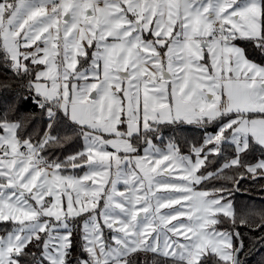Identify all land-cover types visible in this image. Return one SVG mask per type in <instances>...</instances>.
<instances>
[{
  "label": "snow or ice",
  "instance_id": "obj_1",
  "mask_svg": "<svg viewBox=\"0 0 264 264\" xmlns=\"http://www.w3.org/2000/svg\"><path fill=\"white\" fill-rule=\"evenodd\" d=\"M247 44L264 54V0H0V264H244L238 228L264 243V208L195 186L264 178V62ZM184 123L205 130L190 154L153 143ZM74 135L82 150L49 158Z\"/></svg>",
  "mask_w": 264,
  "mask_h": 264
},
{
  "label": "trees",
  "instance_id": "obj_2",
  "mask_svg": "<svg viewBox=\"0 0 264 264\" xmlns=\"http://www.w3.org/2000/svg\"><path fill=\"white\" fill-rule=\"evenodd\" d=\"M242 47L246 45V42L238 41ZM247 53L250 59L260 63L264 62V54L260 53L259 50L255 49L251 44H247ZM3 53H0V62H2ZM37 67V66H35ZM3 78V77H0ZM23 106V105H22ZM27 107L29 110H35L36 112V121L34 125H30V128L34 127L37 132H41L45 125V117L42 116L39 109L35 108L34 105L28 104ZM160 135L163 137V143L160 139H157L153 136V142L160 147H164L168 143L170 139H174L175 142L179 145L183 154H190V147L192 143L202 144L204 140V129L197 127L192 124H161L159 126ZM208 131L216 132L217 128L215 124H210L207 128ZM72 135V133H69ZM138 148L142 149L145 144L143 141L138 143ZM84 147V142L82 136L74 135V138L71 143L66 144L64 147H57L54 149H50L48 151V155L51 154V159H64L65 157L71 155L74 152L82 150ZM209 147H211L209 145ZM232 152L230 147L225 148L224 156L217 157L212 156L210 160L211 164L208 165V171H216L225 161ZM261 154L256 152L247 158V162L255 163L260 160ZM203 171V169H201ZM228 174V177L236 176L239 179V176L234 169L225 170ZM239 171H243L240 169ZM77 174L81 173V171H77ZM197 190H208L226 187L229 189H234L232 191L229 199L233 201L234 208L236 209L239 215H244L246 209L250 208H264V178H244L240 179L238 185H234L229 178L221 177L220 179H214L211 181H204L201 185L195 186ZM238 188L239 190H235ZM0 227L4 228V225L0 224ZM228 227V225H225ZM238 230L244 236L245 240V252L240 255V260L244 262V264H264V243H257L255 247L252 246V236L253 233L251 229L246 227H239ZM107 232V231H106ZM105 232V233H106ZM109 235V233H108ZM79 238V231L77 230V239ZM36 251V249H32ZM74 259L80 255L79 246H77L73 250ZM144 259L143 255L140 257Z\"/></svg>",
  "mask_w": 264,
  "mask_h": 264
},
{
  "label": "rangeland",
  "instance_id": "obj_3",
  "mask_svg": "<svg viewBox=\"0 0 264 264\" xmlns=\"http://www.w3.org/2000/svg\"><path fill=\"white\" fill-rule=\"evenodd\" d=\"M37 43H39V42H37ZM88 51L89 52H91L92 51V49H88ZM57 59H59V58H57ZM82 59V58H81ZM210 62V61H209ZM33 67H35V66H33ZM40 68H43L44 66L43 65H41V66H39ZM78 67H79V65H78ZM207 132L208 133H210V134H213V133H215V132H212V131H208L207 130ZM139 143V142H138ZM138 143H137V145H138ZM154 143V142H153ZM155 144V143H154ZM155 145H157V144H155ZM157 146H159V145H157ZM144 147H146V145L145 146H143L142 147V149H140V152H139V154L140 155H143V149H144ZM160 147V146H159ZM109 151H113L111 148H109L108 149ZM187 155V154H186ZM49 156V158H51L50 156H51V154L50 155H48ZM121 168L122 169H126V170H128V171H131V170H133L134 168H135V166H134V163L132 164V165H126V164H122L121 165ZM86 169H81V168H78V169H71V168H69L68 169V172L69 173H74V174H77L76 172L77 171H81V173H79V174H77V175H80V176H82L83 174H84V171H85ZM136 171H138V169H135ZM115 172H116V168H115V166H113V168L110 170V172H109V175H108V177L107 178H104V179H106V188H109L110 189V182H111V180H113V179H115ZM102 178H97V182H96V184L95 185H93V187H96V186H98L99 185V183H100V180H101ZM89 184H91L92 182L91 181H89L88 182ZM116 187H117V189L119 190V191H126V189H127V187L128 186H126L124 183H123V181L121 180L120 182H118L117 183V185H116ZM195 190H197L196 189V187H195ZM198 191V190H197ZM159 194V193H158ZM103 203H104V201L103 200H101L100 201V206L102 207V205H103ZM182 203H184V202H182ZM175 207H179V205H176ZM98 210H99V208H98ZM162 211H168V209H162ZM79 219V218H78ZM180 219H184V220H186V217H181ZM172 223L173 224H175V223H178V221H172ZM2 225V224H1ZM2 230H3V228L2 227H0V234H2ZM107 231V232H106ZM105 235L106 236H110V233H109V231L107 230V229H105ZM108 233H109V235H108Z\"/></svg>",
  "mask_w": 264,
  "mask_h": 264
},
{
  "label": "crops",
  "instance_id": "obj_4",
  "mask_svg": "<svg viewBox=\"0 0 264 264\" xmlns=\"http://www.w3.org/2000/svg\"><path fill=\"white\" fill-rule=\"evenodd\" d=\"M93 95H94V93H93ZM82 139H83V137H82ZM83 142H84V139H83ZM211 146V145H210ZM113 151H114V149H112ZM120 155H124L123 153H121ZM198 191H200V190H198Z\"/></svg>",
  "mask_w": 264,
  "mask_h": 264
}]
</instances>
